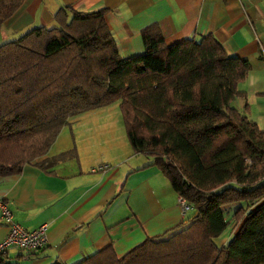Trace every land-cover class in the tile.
Listing matches in <instances>:
<instances>
[{
	"label": "trees",
	"instance_id": "1",
	"mask_svg": "<svg viewBox=\"0 0 264 264\" xmlns=\"http://www.w3.org/2000/svg\"><path fill=\"white\" fill-rule=\"evenodd\" d=\"M22 3L0 0V30ZM106 11L62 7L0 44V177L46 154L70 117L118 102L132 151L192 209L167 238L75 264H264V129L232 105L248 61L211 33L167 44L157 23L141 30L142 54L122 57Z\"/></svg>",
	"mask_w": 264,
	"mask_h": 264
},
{
	"label": "crops",
	"instance_id": "2",
	"mask_svg": "<svg viewBox=\"0 0 264 264\" xmlns=\"http://www.w3.org/2000/svg\"><path fill=\"white\" fill-rule=\"evenodd\" d=\"M62 7L106 8V23L125 58L144 52L141 30L152 23L167 44L213 34L228 54L248 61L247 77L238 84L244 94L232 105L247 104L246 115L264 129V0H23L3 23L0 44L52 26ZM123 128L113 104L74 115L46 154L20 174L0 177V201L12 219L26 229L47 226L41 249H9L6 264H75L108 245L122 257L147 238H167L183 227L188 214H182L180 196L150 165L151 157L132 151ZM103 163L106 171H92ZM8 227L0 213V240ZM227 229L221 244L236 231Z\"/></svg>",
	"mask_w": 264,
	"mask_h": 264
},
{
	"label": "built area",
	"instance_id": "3",
	"mask_svg": "<svg viewBox=\"0 0 264 264\" xmlns=\"http://www.w3.org/2000/svg\"><path fill=\"white\" fill-rule=\"evenodd\" d=\"M108 168L109 164L103 163L98 165L92 171L104 172ZM179 205L184 216H186L192 209L182 197L179 198ZM0 213L9 223L7 234L0 240V264H5L4 253L9 249L37 251L46 244V224H42L34 229L24 228L12 219V212L7 208L3 201H0Z\"/></svg>",
	"mask_w": 264,
	"mask_h": 264
},
{
	"label": "rangeland",
	"instance_id": "4",
	"mask_svg": "<svg viewBox=\"0 0 264 264\" xmlns=\"http://www.w3.org/2000/svg\"><path fill=\"white\" fill-rule=\"evenodd\" d=\"M115 107L116 106H118V102H114V103H112ZM123 130H124V128H123ZM69 134V133H68ZM124 134L126 135V133H125V130H124ZM66 137H67V135H65ZM126 141L128 142V139H127V136H126ZM129 144V143H128ZM65 152H67V151H65ZM69 152V151H68ZM83 166L84 167H87V164H83ZM228 228V227H227ZM226 228V230L223 232V234H221L218 238H216L215 239V241H216V243L217 244H219V245H221V239L222 238H225V237H227V235H228V232H229V229H227Z\"/></svg>",
	"mask_w": 264,
	"mask_h": 264
},
{
	"label": "water",
	"instance_id": "5",
	"mask_svg": "<svg viewBox=\"0 0 264 264\" xmlns=\"http://www.w3.org/2000/svg\"><path fill=\"white\" fill-rule=\"evenodd\" d=\"M197 216H198V212H195V213L192 214V218H195Z\"/></svg>",
	"mask_w": 264,
	"mask_h": 264
}]
</instances>
